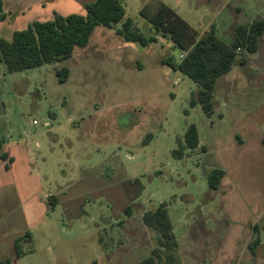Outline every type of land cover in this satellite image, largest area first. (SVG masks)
Listing matches in <instances>:
<instances>
[{"label":"rangeland","instance_id":"rangeland-1","mask_svg":"<svg viewBox=\"0 0 264 264\" xmlns=\"http://www.w3.org/2000/svg\"><path fill=\"white\" fill-rule=\"evenodd\" d=\"M91 1L0 0V39L54 15H84ZM118 1L151 37L139 16L150 0ZM159 1L198 34L213 25L227 44L236 25L264 19V0ZM118 27H95L55 63L0 66V264H140L151 255L164 264L141 220L160 204L174 264H264V35L244 66L216 81L208 118L189 105L198 87L165 64L180 50L161 37L127 41ZM189 125L198 145L178 157ZM214 168L224 176L210 191Z\"/></svg>","mask_w":264,"mask_h":264},{"label":"trees","instance_id":"trees-1","mask_svg":"<svg viewBox=\"0 0 264 264\" xmlns=\"http://www.w3.org/2000/svg\"><path fill=\"white\" fill-rule=\"evenodd\" d=\"M84 15H54L45 22H33L25 29L15 31L10 40L0 39V66L7 73L23 72L32 68L51 64L68 58L75 48L87 45L95 27L113 28L127 41L137 42L141 46L156 42V37L169 40L180 50L179 61L165 62L191 80L198 88L190 98L189 105H199L206 117L213 114V92L216 81L228 73L233 65L244 66L250 56L257 52L259 40L264 35V19L257 18L247 24L234 27L229 44L216 36L212 25L208 31L198 34L178 17L172 9L159 0H150L139 10V16L150 27L153 35L144 38L133 22L125 17L124 9L118 0H93L84 6ZM0 20H4L1 13ZM59 73V74H58ZM58 75H65L62 69ZM61 81V77H59ZM198 145V133L194 125H189L179 143L178 157L184 150L192 151ZM0 160L5 161L0 141ZM224 176L222 169H212L207 177L210 191L218 190ZM143 225L158 235V242L165 251L164 264H174L177 248L172 233V225L164 204L142 214ZM260 244L256 238L248 243L249 252ZM156 252V251H155ZM159 256L157 252L154 254ZM153 255L140 264H152Z\"/></svg>","mask_w":264,"mask_h":264},{"label":"built area","instance_id":"built-area-1","mask_svg":"<svg viewBox=\"0 0 264 264\" xmlns=\"http://www.w3.org/2000/svg\"><path fill=\"white\" fill-rule=\"evenodd\" d=\"M181 57H182V56L180 55V58H181ZM32 123H33V124H35L36 122H35V121H33Z\"/></svg>","mask_w":264,"mask_h":264},{"label":"flooded vegetation","instance_id":"flooded-vegetation-1","mask_svg":"<svg viewBox=\"0 0 264 264\" xmlns=\"http://www.w3.org/2000/svg\"><path fill=\"white\" fill-rule=\"evenodd\" d=\"M257 52H258V49H257ZM257 52H256V53H257ZM252 56H254V55H252ZM250 57H251V56H250Z\"/></svg>","mask_w":264,"mask_h":264},{"label":"crops","instance_id":"crops-1","mask_svg":"<svg viewBox=\"0 0 264 264\" xmlns=\"http://www.w3.org/2000/svg\"><path fill=\"white\" fill-rule=\"evenodd\" d=\"M1 161V160H0Z\"/></svg>","mask_w":264,"mask_h":264}]
</instances>
